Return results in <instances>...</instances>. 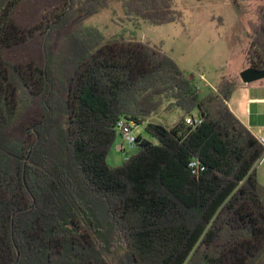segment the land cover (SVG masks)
<instances>
[{"label": "trees", "instance_id": "1", "mask_svg": "<svg viewBox=\"0 0 264 264\" xmlns=\"http://www.w3.org/2000/svg\"><path fill=\"white\" fill-rule=\"evenodd\" d=\"M110 1L0 0V264H264L263 146L228 105L238 79L202 93L160 47L85 25ZM118 1L181 19L174 0ZM247 38L264 70V2ZM164 102L178 120L146 121ZM120 119L156 142L112 166Z\"/></svg>", "mask_w": 264, "mask_h": 264}, {"label": "rangeland", "instance_id": "2", "mask_svg": "<svg viewBox=\"0 0 264 264\" xmlns=\"http://www.w3.org/2000/svg\"><path fill=\"white\" fill-rule=\"evenodd\" d=\"M259 2L264 0H174L181 19L154 25L125 17L120 2L111 0L108 8L84 23L97 27L107 38L123 35L160 47L203 93L213 89L222 74H230L242 62L243 68L246 67L243 50L248 44V19L253 17V9ZM233 77L238 79L239 72ZM245 84L240 82V86ZM193 114L196 115V110ZM157 115L148 120H160L162 114ZM134 133L156 142L146 132L145 124H140ZM136 150V143L130 145L118 133L107 161L112 166L122 165ZM256 177L264 186V163L257 165Z\"/></svg>", "mask_w": 264, "mask_h": 264}, {"label": "crops", "instance_id": "3", "mask_svg": "<svg viewBox=\"0 0 264 264\" xmlns=\"http://www.w3.org/2000/svg\"><path fill=\"white\" fill-rule=\"evenodd\" d=\"M242 69L243 62L228 75L234 76L236 72H239ZM240 82L241 80L238 78L237 87L239 88L237 89L236 87L232 92L228 105L231 111L255 136L261 133L264 134V79L248 83L247 85L245 84L246 86H240ZM215 87L216 85L211 90H215ZM205 92L206 91H204V93ZM159 113L162 114L163 120H161V118L160 120L153 122L162 123L166 126H171L183 114L179 108L169 106V102H164L159 109V112L152 115H159ZM149 117L146 121H149Z\"/></svg>", "mask_w": 264, "mask_h": 264}, {"label": "built area", "instance_id": "4", "mask_svg": "<svg viewBox=\"0 0 264 264\" xmlns=\"http://www.w3.org/2000/svg\"><path fill=\"white\" fill-rule=\"evenodd\" d=\"M185 120L189 124H195L200 122L201 118L198 116L195 117L187 116ZM138 126L139 125L132 120L120 119L117 122L116 129L117 132L121 134L122 138L125 141H128L130 145H133L134 143H136V138H137V135H135L134 131ZM256 137L260 142V144L263 146V152L256 162V166H257L264 163V134L262 133L258 134ZM189 167L191 168L192 174H199L201 171L205 169L204 165L201 164V162L198 161L197 159L190 160Z\"/></svg>", "mask_w": 264, "mask_h": 264}, {"label": "water", "instance_id": "5", "mask_svg": "<svg viewBox=\"0 0 264 264\" xmlns=\"http://www.w3.org/2000/svg\"><path fill=\"white\" fill-rule=\"evenodd\" d=\"M239 79L248 84L264 79V70L247 66L239 71Z\"/></svg>", "mask_w": 264, "mask_h": 264}]
</instances>
